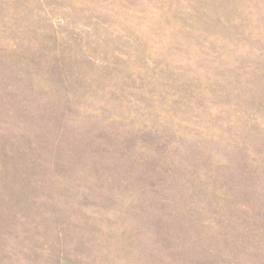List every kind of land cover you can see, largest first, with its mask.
I'll list each match as a JSON object with an SVG mask.
<instances>
[{"label":"rangeland","instance_id":"obj_1","mask_svg":"<svg viewBox=\"0 0 264 264\" xmlns=\"http://www.w3.org/2000/svg\"><path fill=\"white\" fill-rule=\"evenodd\" d=\"M0 264H264V0H0Z\"/></svg>","mask_w":264,"mask_h":264}]
</instances>
